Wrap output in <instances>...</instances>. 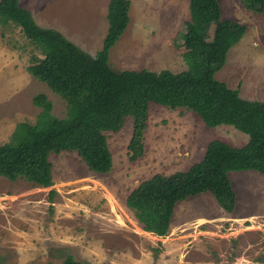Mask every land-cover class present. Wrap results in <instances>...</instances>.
<instances>
[{
    "label": "rangeland",
    "instance_id": "374dc122",
    "mask_svg": "<svg viewBox=\"0 0 264 264\" xmlns=\"http://www.w3.org/2000/svg\"><path fill=\"white\" fill-rule=\"evenodd\" d=\"M129 22L109 51L116 71L146 69L174 73L187 68L189 45L181 40L189 20V0H128ZM111 0H19L34 22L61 33L91 58L102 48ZM222 19L245 26L215 78L246 100L264 102V13L241 0H218ZM42 50L12 22L0 24V145L19 122L34 123L44 94L51 114L67 115L65 101L32 77L27 67ZM144 153L128 159L132 119L106 133L112 168L96 174L74 152L51 153L52 186L40 188L0 176V264H61L65 257L87 264H264V176L230 171L235 192L231 213L208 193L174 207L166 236L144 232L126 197L155 174L186 171L199 162L206 145L220 140L241 147L247 135L232 126L210 128L192 111L149 104ZM54 193L51 194L50 191Z\"/></svg>",
    "mask_w": 264,
    "mask_h": 264
},
{
    "label": "trees",
    "instance_id": "16d2710c",
    "mask_svg": "<svg viewBox=\"0 0 264 264\" xmlns=\"http://www.w3.org/2000/svg\"><path fill=\"white\" fill-rule=\"evenodd\" d=\"M241 1L247 10L264 13V0ZM129 5L128 0H111L102 48L91 58L58 31L38 26L19 0H0V24L12 22L43 52L42 59L27 67L28 73L67 105L66 117L57 118L44 94L32 98L40 112L34 123H17L10 139L0 145V176L51 187L48 158L62 151L76 153L89 171L106 174L112 168L106 133L119 132L128 117L132 119L128 159L135 162L144 153L151 103L190 110L207 127L228 125L247 135L241 147L212 140L202 159L188 170L155 174L129 193L125 204L141 229L164 237L178 202L208 193L222 210L231 213L235 192L228 172L252 170L264 176V102L243 99L238 90L215 78L229 49L245 32L243 24L221 18L218 0H189V20L180 35L189 45L185 70L114 71L108 62L109 51L128 25ZM61 264L87 263L68 255Z\"/></svg>",
    "mask_w": 264,
    "mask_h": 264
}]
</instances>
